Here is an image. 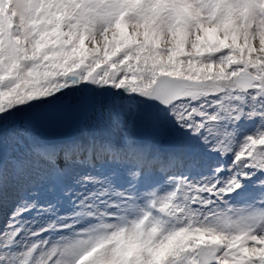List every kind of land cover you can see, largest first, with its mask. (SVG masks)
<instances>
[{"label":"snow or ice","instance_id":"snow-or-ice-1","mask_svg":"<svg viewBox=\"0 0 264 264\" xmlns=\"http://www.w3.org/2000/svg\"><path fill=\"white\" fill-rule=\"evenodd\" d=\"M0 264H264V0H0Z\"/></svg>","mask_w":264,"mask_h":264},{"label":"rangeland","instance_id":"rangeland-1","mask_svg":"<svg viewBox=\"0 0 264 264\" xmlns=\"http://www.w3.org/2000/svg\"><path fill=\"white\" fill-rule=\"evenodd\" d=\"M255 43L258 45V41L255 42ZM247 127H248L249 129H252L253 127H258V122H254V123H252V124H249V125H247ZM237 206H243V205L238 204Z\"/></svg>","mask_w":264,"mask_h":264}]
</instances>
